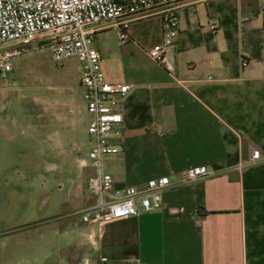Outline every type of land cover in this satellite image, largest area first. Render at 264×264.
Here are the masks:
<instances>
[{"label":"crops","instance_id":"obj_1","mask_svg":"<svg viewBox=\"0 0 264 264\" xmlns=\"http://www.w3.org/2000/svg\"><path fill=\"white\" fill-rule=\"evenodd\" d=\"M178 18L172 71L149 53L163 40L159 11L134 19L128 41L113 29L93 41L106 79L131 86L110 136L120 151L104 168L117 187L168 175L161 206L84 223L71 216L77 193L60 226L0 230V264H264V0H186ZM202 165L206 176L184 180Z\"/></svg>","mask_w":264,"mask_h":264},{"label":"built area","instance_id":"obj_2","mask_svg":"<svg viewBox=\"0 0 264 264\" xmlns=\"http://www.w3.org/2000/svg\"><path fill=\"white\" fill-rule=\"evenodd\" d=\"M183 1L186 0H0V45L14 43L0 53L1 86L11 84L12 60L33 52L47 49L56 62L75 58L80 63V81L90 115L88 132L93 138L87 165L92 169L88 188L94 199L78 211L84 223L102 225L151 212L161 206L163 191L171 185L170 177L162 175L148 179L143 187H117L115 177L105 170V161L120 151L110 136L123 122L122 98L131 86L106 79L101 53L93 44L95 34L113 29L122 41H128L134 19L159 11L163 40L149 53L172 71L175 60L170 48L178 35V5ZM210 27L218 29V18L212 19ZM247 64L244 59L243 65ZM259 158L260 150L254 149L250 163ZM208 173L206 165L191 166L184 170L183 178L193 181Z\"/></svg>","mask_w":264,"mask_h":264},{"label":"rangeland","instance_id":"obj_3","mask_svg":"<svg viewBox=\"0 0 264 264\" xmlns=\"http://www.w3.org/2000/svg\"><path fill=\"white\" fill-rule=\"evenodd\" d=\"M13 44L0 45V53ZM12 65L11 84L0 90V142L6 144L0 149V230L26 221L60 226L69 217L62 202L80 194L73 217L90 202L85 160L93 138L80 63L56 62L45 49ZM8 134L16 136L10 145Z\"/></svg>","mask_w":264,"mask_h":264}]
</instances>
